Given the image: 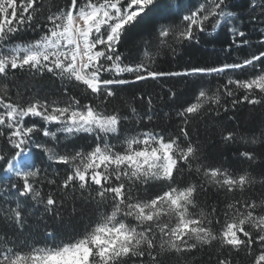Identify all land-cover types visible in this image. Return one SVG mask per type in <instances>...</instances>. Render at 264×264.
<instances>
[{"label":"snow or ice","instance_id":"1","mask_svg":"<svg viewBox=\"0 0 264 264\" xmlns=\"http://www.w3.org/2000/svg\"><path fill=\"white\" fill-rule=\"evenodd\" d=\"M0 264H264V0H0Z\"/></svg>","mask_w":264,"mask_h":264},{"label":"trees","instance_id":"2","mask_svg":"<svg viewBox=\"0 0 264 264\" xmlns=\"http://www.w3.org/2000/svg\"><path fill=\"white\" fill-rule=\"evenodd\" d=\"M208 50L205 48H201L199 50H191L188 55L186 56V59H199L203 57Z\"/></svg>","mask_w":264,"mask_h":264}]
</instances>
